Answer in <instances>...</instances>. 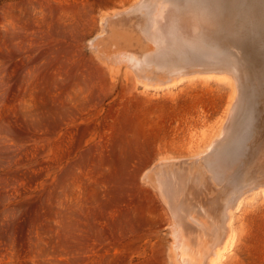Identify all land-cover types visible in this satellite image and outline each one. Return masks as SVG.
Listing matches in <instances>:
<instances>
[{"label":"rangeland","instance_id":"1","mask_svg":"<svg viewBox=\"0 0 264 264\" xmlns=\"http://www.w3.org/2000/svg\"><path fill=\"white\" fill-rule=\"evenodd\" d=\"M138 1L0 0V264H175L158 171L164 162L197 170L196 156L228 117L235 78L203 71L176 85H145L146 73L125 58L147 45L141 13L126 12ZM261 1L216 0V21L227 22L216 41L225 44L232 29L242 38L248 26L264 44ZM116 11L125 12L123 25L107 33L104 17ZM258 94L255 156L234 214L235 244L220 264H264ZM216 191L210 186L201 204Z\"/></svg>","mask_w":264,"mask_h":264},{"label":"bare ground","instance_id":"2","mask_svg":"<svg viewBox=\"0 0 264 264\" xmlns=\"http://www.w3.org/2000/svg\"><path fill=\"white\" fill-rule=\"evenodd\" d=\"M214 2L216 0H139L126 10L128 13L134 12L138 15L141 13L143 18L142 21L138 19L141 21V25L139 24L140 27H137L141 40L147 43L146 49L142 53H135L134 56L130 54L131 58L127 54L125 58L131 62L132 66L137 67L135 70L129 65L135 73L136 71L142 75L146 73L143 81L145 85L154 88H160L163 85H176L183 78L194 76L203 71L216 73L215 75L219 79L233 80L235 78L236 95L229 108L228 117L218 134L219 136L196 156L199 165L195 164L194 166L197 167V170L193 171L188 162H164L163 167L158 171L160 173L158 176L159 185L156 184L166 199L172 215L171 227L174 236L172 257L175 264H220L225 256L232 251L236 239L234 214L245 197L244 176L249 163L255 156L252 152L256 150L257 146L253 135L256 133H254L257 120L255 110L258 109L254 108V102L258 98L256 97L259 95L258 93L264 94V44L261 43L262 41L258 43L260 38L255 41L250 37L251 31L248 26L244 32L240 30L242 38L232 29L231 33L225 35L228 38L225 44L216 41V33H223L221 30L225 28L221 29L219 23H223L225 20L221 19L217 23V14L215 15L217 7ZM123 12L116 11L106 18L104 17V31L110 32L109 29L111 30L112 25L114 29H118L117 27L121 23L123 25V18H119L120 14L125 13ZM245 15L247 16V13ZM254 15L256 14L254 13ZM229 17L226 18L230 19ZM252 18L255 19L253 14ZM250 19L248 18V20ZM232 23L234 25V22ZM255 23L258 24V20ZM227 27L230 28L228 24ZM102 35L104 34L102 33ZM106 37L104 36V38ZM262 38H264V34ZM95 39L97 40V38ZM141 40L138 41L141 42ZM223 41H225V37ZM142 43H138V45ZM101 44L102 42L100 46ZM260 44L262 45L260 46ZM109 51L111 52L110 49ZM118 57L121 59V56ZM114 60H117L116 57ZM117 65L119 66L120 63ZM262 98L264 100V97ZM206 184L209 187L214 185L217 195L209 198L202 205L201 203L207 199L206 192L209 189Z\"/></svg>","mask_w":264,"mask_h":264}]
</instances>
